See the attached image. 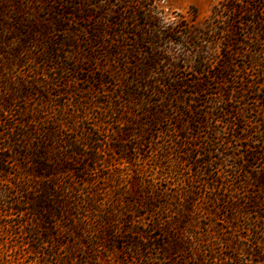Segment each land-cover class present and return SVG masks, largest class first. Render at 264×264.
Here are the masks:
<instances>
[{
	"label": "rangeland",
	"instance_id": "1",
	"mask_svg": "<svg viewBox=\"0 0 264 264\" xmlns=\"http://www.w3.org/2000/svg\"><path fill=\"white\" fill-rule=\"evenodd\" d=\"M227 2L0 0V97L19 83L23 92L31 91L25 104L22 100L18 104L40 112L41 120L30 123L36 136L53 124L65 139L88 143V133L97 138L98 159L80 161L71 175L93 180L89 189L104 200L105 207L117 202L119 191L125 189L142 194L154 191L161 200L170 199L155 215L146 210L145 217H135L134 227L149 230L143 224L153 223L159 215L161 227L156 233L165 240H171L172 231H181L193 250L172 254V259L182 261L191 255L184 264H196L194 256L198 264H264V206L239 214L240 208H234L256 193L262 195L240 165L246 164L249 174L253 170L264 174L260 151L264 147V60L260 57H264V42L253 41L264 38V33L253 38L245 29L249 25L242 22L231 35ZM37 20L47 26V34L38 31L41 40L23 42L24 28ZM233 38L241 43L231 48ZM54 45L58 57L51 59L45 52ZM226 64L227 81L220 83L215 75ZM144 65H151L145 74ZM123 83L136 88L141 97L131 101ZM220 98L227 109L218 111L213 103ZM151 108H161L171 117L142 137L131 122L144 120ZM17 112L7 119L18 122ZM190 119L198 122L189 124ZM4 128L0 124V130L5 132ZM122 128L134 131L126 137ZM125 142L135 148L130 161L118 149ZM183 148L193 149L194 157L174 167ZM211 157L215 164H199ZM86 166L85 173L78 170ZM211 169L219 188L212 185L211 175L204 174ZM13 179L12 173L0 186ZM190 184L198 187L194 212L180 227L175 222L177 204L171 200L178 192L184 195ZM216 196L220 199H211ZM94 225L100 226L98 221ZM123 226L116 223L117 228ZM123 240L116 239L118 249H102L110 261L102 259L101 264L164 263L165 256L156 247L151 245L140 258Z\"/></svg>",
	"mask_w": 264,
	"mask_h": 264
},
{
	"label": "trees",
	"instance_id": "2",
	"mask_svg": "<svg viewBox=\"0 0 264 264\" xmlns=\"http://www.w3.org/2000/svg\"><path fill=\"white\" fill-rule=\"evenodd\" d=\"M226 11L232 21L231 35H234L239 28L238 24L242 22L249 25L245 29L248 34H253V38L259 32L264 33V0H228ZM244 15L248 17L243 18ZM26 27L28 28H24L23 42L41 40L40 36L36 35L38 31L37 34H47V26L40 20L33 21ZM94 35L97 36V34ZM261 40L264 42V38L253 39L256 42ZM239 42V40L232 41L230 43L232 47H230L233 48ZM58 49L54 45L48 48L45 54L48 58L56 59L58 56L55 53ZM15 52L18 53L17 48ZM260 57L264 60L262 55ZM150 66L144 65L142 68L144 74L151 68ZM261 67L264 71V62ZM227 68L226 64L215 75L220 83L227 81L229 72L224 71ZM121 86L126 90L131 101L141 97L136 88H132L130 84L123 83ZM23 87V83H19L17 87H12V91L7 96L0 97V124L5 126V132L0 130V145H3L0 146V182L5 181L10 174L14 175L13 180L0 186V264H101L102 259L110 261L106 255H102V249H105L104 252L109 249H118L116 244L118 237L126 239L122 242H126L131 250H137L138 256L152 245L165 256L163 264H184L185 261H190L193 258L191 255L185 256L182 261L172 259V254L191 252L192 244L188 237L180 236L179 230L175 234L174 231L172 235L169 234L172 237L170 241L156 233V230L161 227L159 215L154 217L153 223L143 224L149 230H139L134 227L135 217H145V214H148L147 211L155 215L157 209L164 208L170 203V199L163 201L154 191L142 194L125 189L119 191L117 202L112 201L105 207L102 203L104 200L97 198V193L89 189L88 184H93V180L84 177L83 174L77 176L80 179L71 175L75 172L74 165L80 161L86 158L98 159L97 138L88 133L86 136L88 143L81 142L78 138L73 140L66 137L65 139L53 124L39 131L40 137L34 135L36 129H31L30 123L35 120L40 121L42 116L35 108L28 104L24 105L31 91L23 92ZM21 100L24 104L20 106L18 102L20 103ZM224 102V98L214 100V109L218 111L223 107L227 109L223 105ZM16 106L17 108H14ZM13 111H18L17 115L20 116L19 121L15 123L7 119L8 116L14 115ZM145 115L147 117L144 120L131 122L139 129V135L142 137L150 132L149 130L155 124L162 123L163 120L171 117L161 108L147 109ZM195 121L198 122V120H188L189 124ZM122 130L126 133V137H130L134 131L133 128H122ZM124 139L129 140V138ZM1 141H7L6 145ZM88 148L91 151H88ZM118 149L125 153L128 160L135 157L132 152V149H135L134 146L127 142ZM260 151L264 154V147ZM207 152L210 153L209 150ZM176 157L174 167L181 166L184 162L193 159V149L183 148ZM215 161L211 157L206 161L199 160V164L212 165ZM244 165L246 164L240 165L241 169L248 173L252 178L250 182L259 187L262 195L256 196L258 194L256 193L242 204H237L234 208H240L238 214L243 211L249 213L257 208L263 210L261 206H264V174L261 175L254 170L249 174L247 166ZM10 167H14L15 171L12 172ZM87 167L78 168V170L84 172L88 170ZM179 170L177 168V173ZM204 174L211 175V181L215 182L212 185L219 188L216 186L218 178L214 169ZM197 178H199L198 175ZM197 188L190 187L184 195L178 192L171 200L177 204L175 215H178L179 219L175 222H178L180 227L186 226L190 213L194 212L193 205L196 199L193 195ZM136 194L138 196H135ZM211 199H220V197ZM224 202L229 203L225 200ZM141 208L145 209L143 214L140 212ZM233 216L235 218L237 213H233ZM94 221H98L100 226L95 227ZM117 222L124 226L117 228ZM142 255L144 254H141L140 258ZM199 257L201 259V256ZM115 260L122 262L119 258ZM193 261L198 264L195 256Z\"/></svg>",
	"mask_w": 264,
	"mask_h": 264
}]
</instances>
